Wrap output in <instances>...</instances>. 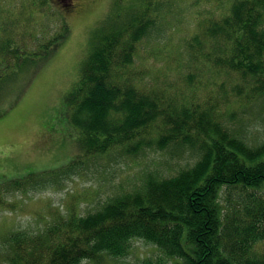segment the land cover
Wrapping results in <instances>:
<instances>
[{
    "label": "trees",
    "instance_id": "trees-1",
    "mask_svg": "<svg viewBox=\"0 0 264 264\" xmlns=\"http://www.w3.org/2000/svg\"><path fill=\"white\" fill-rule=\"evenodd\" d=\"M58 1L25 0L11 11L0 0V109L19 89V73L51 56L70 32L64 23L54 34L37 33L40 18H58ZM230 1L229 13L204 26L187 55L232 78L241 99L264 98V0ZM161 11L160 0H117L93 31L81 79L64 99L70 127L81 135L80 155L57 171L0 185V195L41 179L50 184L88 166L86 160L120 150L188 146L198 154L195 163L172 176L150 173L140 188L110 198L95 212L72 210L38 233L4 235L0 264H102L105 255H129L136 239L174 264H264V143L253 147L230 132L218 105L208 110L192 102L178 112L169 106L174 98L168 90L148 88L145 72L135 69L139 47L158 29Z\"/></svg>",
    "mask_w": 264,
    "mask_h": 264
},
{
    "label": "rangeland",
    "instance_id": "rangeland-1",
    "mask_svg": "<svg viewBox=\"0 0 264 264\" xmlns=\"http://www.w3.org/2000/svg\"><path fill=\"white\" fill-rule=\"evenodd\" d=\"M22 1L25 0H3V5L18 11ZM72 2L70 6L63 0L55 4L58 18H40L37 33L48 35L54 30V34L64 23L70 32L51 56L31 62L19 73V89L0 109V185L25 182L32 176L57 171L81 153V135L70 127L64 114V99L81 79L93 31L111 13L117 0ZM160 2L158 29L139 47L135 69L145 72L142 82L148 88H166V94L174 98L169 106L178 108V112L192 102L208 110L218 105L217 115L230 132L253 147L264 143V98L249 100L247 94H242L241 99L238 90L234 91L232 78L218 75L203 59L198 62L187 55L192 38L211 20L227 15L232 2ZM242 86L247 85L243 82ZM197 156L188 146L173 145L162 150L151 147L136 154L120 150L108 157L86 160L88 166L50 184L41 179L26 189H5L0 195L4 202L0 207V248L6 234L20 230L38 233L72 210L81 215L95 212L110 198L140 188L150 173L175 175L192 166ZM146 260L174 264L156 246L140 239L132 242L129 255H105L101 262L144 264ZM81 264L97 263L85 260Z\"/></svg>",
    "mask_w": 264,
    "mask_h": 264
}]
</instances>
